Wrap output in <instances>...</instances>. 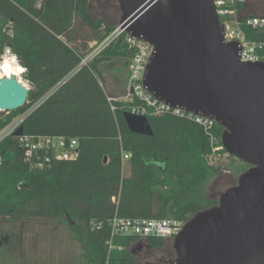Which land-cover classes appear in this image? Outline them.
<instances>
[{"label":"trees","instance_id":"obj_1","mask_svg":"<svg viewBox=\"0 0 264 264\" xmlns=\"http://www.w3.org/2000/svg\"><path fill=\"white\" fill-rule=\"evenodd\" d=\"M90 2L0 0V54L10 47L21 79L30 85L28 99L39 101L22 122L24 134L78 140L77 158L35 169L23 160L18 138L6 137L0 146V217L66 218L84 264H155L136 262L132 246L140 237L112 236L109 221L117 215L186 222L218 203L203 183L221 170L217 157L231 155L224 149L213 154L202 128L187 117L148 115L152 135L129 130L122 114L131 103L108 99L101 71L102 64L115 61H123L126 69L127 47L119 36L87 55L88 40L100 43L116 27L94 16ZM243 29L250 39L264 38V31ZM80 36L85 43L78 42ZM122 75L125 82L127 71ZM23 109L1 113L0 128ZM222 130L215 126L220 145ZM122 152L130 154L127 175ZM242 163L231 166L234 175L249 166ZM144 240L151 248L168 242L153 236Z\"/></svg>","mask_w":264,"mask_h":264},{"label":"water","instance_id":"obj_2","mask_svg":"<svg viewBox=\"0 0 264 264\" xmlns=\"http://www.w3.org/2000/svg\"><path fill=\"white\" fill-rule=\"evenodd\" d=\"M117 2L120 28L153 46L143 75L148 92L213 118L224 150L249 165L174 236L173 264H264V61L240 60L241 46L225 42L213 0ZM28 91L15 75L2 76L0 114L21 108ZM122 116L131 132L153 134L146 116ZM23 132L20 126L14 135Z\"/></svg>","mask_w":264,"mask_h":264},{"label":"built area","instance_id":"obj_3","mask_svg":"<svg viewBox=\"0 0 264 264\" xmlns=\"http://www.w3.org/2000/svg\"><path fill=\"white\" fill-rule=\"evenodd\" d=\"M250 2H264V0H213L215 13L224 27L225 42L236 41L241 46L240 60L264 61V38L260 40L250 39L243 29L244 26H247L256 31H264V13L260 14L249 10L248 4ZM119 36H123L128 52L127 77L121 101L131 103L129 112L146 117L148 115L163 114L187 117L202 128L209 139L212 153L219 154L224 148L222 144H217L218 135L216 134L215 126L218 123L213 118L196 115L178 106H171L148 92L144 86L143 75L153 50V46L150 43L132 36L118 25L100 43H94V49L91 54L98 52ZM5 56H9L15 62H18L16 55L11 51L9 46H5L3 52L0 54V62L3 61ZM23 71L24 68H22ZM17 79L19 80V77ZM21 83L28 88L29 84L26 80ZM108 99L110 100L111 98ZM38 103L39 101H31L27 97L25 104L22 106L24 108L23 111L0 128V146L6 137L14 135L17 128L22 126L23 120L34 110ZM14 136L18 138L23 160L28 163L30 168L42 169L53 160H71L78 156V140L76 137L50 134H24V132L19 136ZM129 157L130 154L122 152L121 158L123 163ZM2 163L3 157L0 150V167ZM184 223L185 221L173 217L127 218L117 215L109 221L112 236L135 235L140 238L153 236L171 240L182 229ZM100 264H107V261Z\"/></svg>","mask_w":264,"mask_h":264},{"label":"rangeland","instance_id":"obj_4","mask_svg":"<svg viewBox=\"0 0 264 264\" xmlns=\"http://www.w3.org/2000/svg\"><path fill=\"white\" fill-rule=\"evenodd\" d=\"M248 9L263 14L264 4L250 2ZM90 10L94 16L104 18L110 25H119L121 10L117 0H91ZM85 41L86 39L81 36L78 39L80 43ZM95 42V40L87 41L88 56L94 49L92 47ZM123 63V61H115L101 65L104 76L102 86L111 99L121 100L124 94L125 82L122 73L126 69ZM220 162L222 168L219 173L209 176L203 183V188L209 197L218 198L225 189L236 182L239 175H234L231 166L244 167L243 163L240 164L241 160L232 155L217 157L216 165ZM128 172L129 162L125 161L123 175H127ZM168 240L164 250L155 251L149 248L144 238H140L132 246L133 259L136 262L173 264L176 256L172 240ZM81 250L80 243L71 235L66 218L0 217V264H84Z\"/></svg>","mask_w":264,"mask_h":264},{"label":"bare ground","instance_id":"obj_5","mask_svg":"<svg viewBox=\"0 0 264 264\" xmlns=\"http://www.w3.org/2000/svg\"><path fill=\"white\" fill-rule=\"evenodd\" d=\"M20 72H21V67L18 64V62H15L11 57L5 56L3 61L0 62V78L2 76H11L15 75L19 77V80L23 82L20 79Z\"/></svg>","mask_w":264,"mask_h":264},{"label":"flooded vegetation","instance_id":"obj_6","mask_svg":"<svg viewBox=\"0 0 264 264\" xmlns=\"http://www.w3.org/2000/svg\"><path fill=\"white\" fill-rule=\"evenodd\" d=\"M236 182H237V180H236ZM236 182H234L232 185L236 184ZM219 197H220V195H219ZM219 197L218 198L212 197V198L213 199H217V201H218L219 200ZM168 242H169V240H168ZM168 242H167V244H168ZM167 244L165 246H163V247H158V248H151V247H149V248H151L152 250H155V251H157V250H164V248L167 246Z\"/></svg>","mask_w":264,"mask_h":264},{"label":"crops","instance_id":"obj_7","mask_svg":"<svg viewBox=\"0 0 264 264\" xmlns=\"http://www.w3.org/2000/svg\"><path fill=\"white\" fill-rule=\"evenodd\" d=\"M128 174V173H127ZM126 175V174H125Z\"/></svg>","mask_w":264,"mask_h":264}]
</instances>
